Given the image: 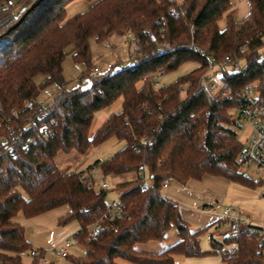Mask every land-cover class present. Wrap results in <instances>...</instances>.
I'll return each mask as SVG.
<instances>
[{
  "label": "trees",
  "instance_id": "trees-1",
  "mask_svg": "<svg viewBox=\"0 0 264 264\" xmlns=\"http://www.w3.org/2000/svg\"><path fill=\"white\" fill-rule=\"evenodd\" d=\"M7 1L0 0V264H22V255L32 249L23 227L13 220L18 212L30 218L62 205L69 210L59 223L80 227L78 245L84 254L73 259L76 264H175L178 255L203 257L223 243L233 247L222 250L216 264H264L261 226L242 224L238 234L222 243L212 238V250L204 251L201 230L191 229L178 203L161 193L168 178L185 182L208 174L256 183L235 163L243 141L232 109L240 103L208 91L201 76L210 59L221 63L248 40L241 70L231 74L220 66L216 72L226 86L253 87L254 102L264 104V0H249V12L241 20L234 19L232 0H88L87 10L67 20L66 6L74 0H40L27 13L34 0ZM226 12L220 29L218 21ZM114 33L131 37L132 63L98 74L91 65L89 40ZM68 45L74 61L89 68L88 89L63 87ZM186 61L198 66L179 81L154 87L158 72ZM39 74L44 82L36 85ZM50 83L58 91L49 104H40L39 91ZM118 99L121 109L90 136L95 112ZM111 136L124 145L95 165L104 176L133 174L117 183L121 208L114 219L105 213L107 190L83 180L92 165L69 171L55 163L60 151L85 153ZM143 166L151 179L147 188L138 178ZM96 221L100 229L88 240L89 226ZM172 226L178 237L173 244L155 253L137 249L139 243L163 239Z\"/></svg>",
  "mask_w": 264,
  "mask_h": 264
},
{
  "label": "rangeland",
  "instance_id": "rangeland-1",
  "mask_svg": "<svg viewBox=\"0 0 264 264\" xmlns=\"http://www.w3.org/2000/svg\"><path fill=\"white\" fill-rule=\"evenodd\" d=\"M175 1L179 2L181 0ZM84 2L86 1L76 0L69 3L66 6L64 20H67L76 15L77 12L82 11L80 10V6L81 4L85 5ZM232 9L234 10L233 16L235 20L243 19L249 12V0H232ZM228 14L229 12L224 13L218 21L220 29L225 27ZM130 39L131 37L128 34L119 35L118 33H114L103 40H90L91 65L97 69L96 73H105L112 65H115L116 62L120 63L118 66L115 65L114 68L131 64V56L134 46L132 44L129 46ZM71 49L72 45H68L65 48L66 55L62 63V74L64 78L63 87L66 90L75 88L88 89L91 85L89 68L84 62L74 61L72 54L70 53ZM197 66L198 65L195 61H186L175 70L167 73H157L156 76L160 80V85L158 87L179 81L184 75L194 70ZM216 70L217 69H214L211 72L210 79L217 85V87H220L223 84L221 73L216 72ZM35 81L37 82V85H41L44 82V75L39 74L35 77ZM185 87L186 85H184V88ZM57 88V85L54 83L43 85L37 96L38 101L44 105L49 104L52 101ZM184 95L185 92L182 91L181 96ZM120 109L121 100L118 99L112 104L96 111L91 121L89 135L92 136L95 133L98 126L109 114L118 112ZM232 113L239 125V128L237 129L238 138L243 141L248 135L249 125L245 119L239 117V110L237 108H233ZM123 145V140L111 136L98 145L91 147L85 153L60 151L55 156V163L59 168L67 169L69 171H86L87 168L92 165L95 172L99 175L101 174L100 168L95 165V162L100 163L108 159ZM239 170L254 179L256 183L253 185H247L234 182L230 187H220L215 184L212 186V181L217 179L213 177L214 175L209 176L208 174L202 176L200 179L191 178L185 182H181L175 178H168L166 179L167 186L161 189V193L177 202L180 207L183 203L185 209L187 208L188 210L198 211L199 208L202 209L203 204H207L209 206L203 207H209L211 209L212 207L215 208L216 215L218 216L222 215L225 208H230L232 215L250 219L249 222L244 224L251 223L264 227V170L252 167H239ZM132 176L133 174L131 173L122 176H105V179L110 184V188L106 193V199L117 198L120 191L117 183L122 179H127ZM98 183L99 180L96 179L95 189H99ZM167 193H169V195H167ZM195 195L200 196L201 199ZM60 210L62 211V209H57L55 212H60ZM204 214L208 217L201 218V222L199 223L201 225L200 227H198L197 224L192 225L194 228H198L197 230H201V248L204 251H209L212 250L210 244L211 239L213 238L222 243L224 234L215 231L214 225L212 224L214 221L213 216L206 212ZM184 215L188 218L196 217L194 213L182 210V216ZM54 216L55 215L52 216V214H48L44 217L33 219L32 217L26 218L22 212H18L15 220L23 227L25 234L30 237L32 249H41V251H43V257L47 262L51 261L52 264H76L73 259L83 256V246L63 242L64 236L69 232L71 229L70 226L74 223L63 224L56 222ZM221 223L227 224L228 221L222 220ZM177 239L176 228L175 226H172L163 239L139 243L137 248L140 246L139 249L149 253L160 252L164 247L173 244ZM60 247L67 249L69 254L68 257L57 256L55 250H58ZM229 247H231V243L222 244V249L224 250L229 249ZM220 258L221 256L218 252L203 257L180 256L181 264H216L220 262ZM44 259L41 257L34 259V257L30 255V250H28L22 255L21 261L22 264H46ZM119 262L122 264H130L124 260H119Z\"/></svg>",
  "mask_w": 264,
  "mask_h": 264
},
{
  "label": "built area",
  "instance_id": "built-area-1",
  "mask_svg": "<svg viewBox=\"0 0 264 264\" xmlns=\"http://www.w3.org/2000/svg\"><path fill=\"white\" fill-rule=\"evenodd\" d=\"M7 3L12 4L13 1L9 0L7 1ZM260 40L264 47V34L261 35ZM247 43L248 40L245 41V43L238 49L237 52L225 55L221 63L214 62L213 59H210L207 71L201 76V84L211 93L220 94V97L224 100L240 103L239 106H237V109L239 110V117L246 120L249 125V132L247 137L243 140L242 148L239 150L235 157V163L239 167H252L264 170V104L254 102L256 98V91L251 86L234 89L231 86H226L222 84L220 87H217V85L210 79L211 72L214 69H218L220 66H224L227 70H236L237 72L240 71L244 62L243 54L246 51ZM93 71L96 72L95 67L93 68ZM153 85L154 87H158L160 85V80L156 75L154 76ZM24 104H27L26 100L24 101ZM40 130L43 131L44 126H41ZM1 142L6 145V149L8 151H12V145L6 144L5 140L3 139H1ZM141 142L147 144L148 139L146 137H143L141 139ZM138 178L140 179V183L143 188L151 186V179L145 166L140 169L138 173ZM96 179L99 180L98 185L100 188L105 190H108L110 188V184L105 179V176L102 173L98 175L93 167H91L87 172H85L83 180L87 184H95ZM166 186L167 184L165 180L161 185V189L165 188ZM120 208L121 202L118 197L114 199H107V208L105 213L108 214V217L110 219H114L116 215H119ZM230 210V208H225L220 218L228 221L227 226H225L223 229L221 228V233H225V235L231 237L238 234L241 225L249 222L250 219L232 215ZM103 216L104 215H102V217ZM99 220L101 221V218ZM261 227L263 228L264 233V227ZM99 229L100 223L98 221L92 223L89 226L88 230V240L96 236ZM79 231L80 227L78 226V228H76L75 230L70 232V234L63 238V242L72 245H77V235ZM221 251L222 249H217V252L219 254L221 253ZM40 253L43 255V251L37 249L30 250V255L32 257H38L40 256ZM55 253L59 257L69 256L67 249L64 247H60L58 250H55ZM40 257L43 258V256ZM44 262L48 264L47 261Z\"/></svg>",
  "mask_w": 264,
  "mask_h": 264
},
{
  "label": "crops",
  "instance_id": "crops-1",
  "mask_svg": "<svg viewBox=\"0 0 264 264\" xmlns=\"http://www.w3.org/2000/svg\"><path fill=\"white\" fill-rule=\"evenodd\" d=\"M74 1H76V0H74ZM86 2H84V4L86 5H83V4H81V6H80V10H82V11H80V12H77V13H81V12H84L85 10H87L88 8H89V6L91 5V2L90 1H88V0H85ZM73 2V1H72ZM76 13V14H77ZM112 35V34H111ZM110 35V36H111ZM120 35V34H119ZM92 39H95V38H91L90 40H92ZM90 40H89V44H90ZM131 44H130V42H129V46H130ZM133 49H134V47H133ZM70 53H72V49L70 50ZM119 61V60H118ZM119 63L120 62H116L115 63V65H119ZM115 65H112L111 67H110V69L113 67V66H115ZM97 70V69H96ZM62 73H63V69H62ZM36 76H38V75H36ZM35 76V77H36ZM35 77H34V82H35V84L37 85V82L35 81ZM58 87V86H57ZM58 91V88L55 90V93ZM39 95V94H38ZM37 101H38V97H37ZM38 102H40V101H38ZM41 103V102H40ZM210 176V175H209ZM213 177H215L217 180H213L212 182L213 183H211V185L212 186H214V184L216 185V186H227V187H230V185H233V183L234 182H232V181H230L229 179H227V178H224V177H221V176H213ZM214 178V179H215ZM213 179V178H212ZM209 185H210V183H209ZM167 195H169V193H167ZM194 195V194H193ZM196 196V195H195ZM196 197H198L199 199H201V197L200 196H196ZM205 200V199H204ZM207 201H209L208 199H206ZM181 204V203H180ZM179 205V204H178ZM182 206H183V203H182ZM180 207V205H179V209H180V214H181V216H182V210L183 211H187V212H192V213H194L195 215H196V217H191V218H188V217H185V215L184 216H182V218H184L188 223H189V226H190V228L191 229H193V230H197L196 228H194L193 227V225L192 224H197V226L198 227H200L201 225L199 224L200 222H201V218L202 217H208L207 215H205L204 213L206 212V213H209V215H212L213 216V218H214V221L212 222V224L214 225V228H215V231H217V232H219V233H221V228L223 229L225 226H227V224H223V223H221V221L222 220H224V219H221L220 218V216L221 215H216V209L215 208H213L212 207V209L211 208H209V207H203V206H209V205H207V204H203V206H202V209L201 208H199V212L198 211H194V210H188L187 208L185 209V207L183 206V207ZM211 206V205H210ZM57 209H62V211L60 210V212H55ZM68 210H69V208H68V206L67 205H62V206H59V207H57V208H54V209H52V210H49V211H47V212H45V213H42V214H40V215H37V216H34V217H32L33 219H35V218H38V217H44L45 215H51L52 214V216L53 215H55L54 216V220L56 221V222H59V220H60V218L62 217V216H64L67 212H68ZM16 217H17V214L14 216V218H13V220L15 221V222H17L18 223V221H16L15 219H16ZM210 217V216H209ZM71 223V222H70ZM74 224H72V226H70V230H69V232L65 235V236H67L68 234H70V232H72L73 230H75L76 228H78V224L76 223V222H73ZM196 227V226H195ZM24 233H25V231H24ZM224 234V237L226 236L225 235V233H223ZM64 236V237H65ZM25 237H26V239L30 242V237L29 236H27V234H25ZM201 237V236H200ZM177 241V240H176ZM175 241V242H176ZM65 243V242H64ZM210 244H211V242H210ZM168 247V246H167ZM233 247V244H231V247H229V249H231ZM139 248H140V246H139ZM139 248H137L138 250H140V251H144V250H141V249H139ZM164 248H166V247H164ZM163 248V249H164ZM37 250H41V249H39V248H36ZM221 249H222V247H221ZM229 249H227V250H229ZM222 250H224V249H222ZM180 256L181 255H178L177 257H176V260H175V264H181V259H180ZM42 259H44V257L42 258ZM44 261H46L45 259H44ZM48 264H52V262L50 261V262H48Z\"/></svg>",
  "mask_w": 264,
  "mask_h": 264
},
{
  "label": "water",
  "instance_id": "water-1",
  "mask_svg": "<svg viewBox=\"0 0 264 264\" xmlns=\"http://www.w3.org/2000/svg\"><path fill=\"white\" fill-rule=\"evenodd\" d=\"M39 2H40V0H34V1L30 4V6L28 7V9L26 10L25 13H27L30 9H32L33 7H35ZM22 18H23V17H21L19 21H21ZM236 72H237L236 70H232V71H230L231 74H234V73H236ZM225 237H227V235H226Z\"/></svg>",
  "mask_w": 264,
  "mask_h": 264
}]
</instances>
